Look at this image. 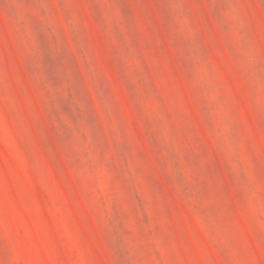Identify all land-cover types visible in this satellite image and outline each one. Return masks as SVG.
Masks as SVG:
<instances>
[{"label": "rangeland", "instance_id": "rangeland-1", "mask_svg": "<svg viewBox=\"0 0 264 264\" xmlns=\"http://www.w3.org/2000/svg\"><path fill=\"white\" fill-rule=\"evenodd\" d=\"M0 264H264V0H0Z\"/></svg>", "mask_w": 264, "mask_h": 264}]
</instances>
